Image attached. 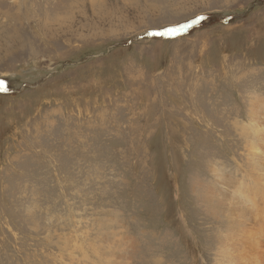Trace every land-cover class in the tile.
Instances as JSON below:
<instances>
[{
	"label": "rangeland",
	"instance_id": "rangeland-1",
	"mask_svg": "<svg viewBox=\"0 0 264 264\" xmlns=\"http://www.w3.org/2000/svg\"><path fill=\"white\" fill-rule=\"evenodd\" d=\"M248 124L264 0H0V264H264Z\"/></svg>",
	"mask_w": 264,
	"mask_h": 264
},
{
	"label": "bare ground",
	"instance_id": "bare-ground-1",
	"mask_svg": "<svg viewBox=\"0 0 264 264\" xmlns=\"http://www.w3.org/2000/svg\"><path fill=\"white\" fill-rule=\"evenodd\" d=\"M247 126H238V129H240L242 132L241 134L245 137L247 143L251 146V149L248 148L249 155L248 161L243 163L242 165L238 166V169H242L243 167V177L241 178V184H240V190L239 195H234L232 192H230L233 200V207L230 208L228 212L231 213L232 216L237 217H244L247 211H250L249 214H253L255 210L258 209L257 203L250 197L253 194V188L252 183L255 179L259 180V183L261 187L260 190L264 192V150H262L260 147H254L252 146L255 141H258L260 144H262L264 148V129L260 128L258 125L255 124V126L251 127V124ZM263 142V143H262ZM242 161V160H241ZM244 162V161H243ZM238 170V171H240ZM242 172V170L240 171ZM260 173V175L258 173ZM220 178L223 179V184H230V180L227 179V177L220 175ZM252 180V181H251ZM212 184L208 185V193H206L204 197L205 205L208 210H215L216 213H219L221 211H224V207H226V198H220L219 195L223 193L219 191V193H215V189L212 188ZM217 186V184H214ZM204 193V192H203ZM200 194H202L200 192ZM203 195V194H202ZM201 195V196H202ZM264 196V194H262ZM225 196V195H224ZM238 196V197H237ZM203 197V196H202ZM264 199V197H262ZM229 208V206H228ZM233 213L237 214L234 215ZM252 220V219H251ZM242 222H247V219L243 220ZM235 224V223H233ZM245 227V226H244ZM239 231V230H238ZM238 233V232H237ZM230 238L232 236L229 234ZM235 238V236H233ZM264 257V254L262 255ZM241 261V260H240ZM227 264H240L238 260L232 259Z\"/></svg>",
	"mask_w": 264,
	"mask_h": 264
},
{
	"label": "water",
	"instance_id": "water-1",
	"mask_svg": "<svg viewBox=\"0 0 264 264\" xmlns=\"http://www.w3.org/2000/svg\"><path fill=\"white\" fill-rule=\"evenodd\" d=\"M168 33H169V35H178V34H180V32H178V31H175V32L169 31ZM168 33H164L162 31H152L149 34L154 35V36H157V35L167 36L166 34H168Z\"/></svg>",
	"mask_w": 264,
	"mask_h": 264
}]
</instances>
